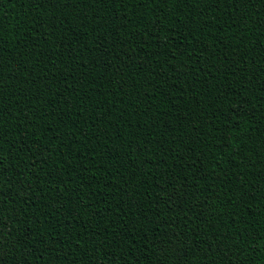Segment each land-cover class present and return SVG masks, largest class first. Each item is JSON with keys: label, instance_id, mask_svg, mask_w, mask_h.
Masks as SVG:
<instances>
[{"label": "trees", "instance_id": "obj_1", "mask_svg": "<svg viewBox=\"0 0 264 264\" xmlns=\"http://www.w3.org/2000/svg\"><path fill=\"white\" fill-rule=\"evenodd\" d=\"M0 264H264V0H0Z\"/></svg>", "mask_w": 264, "mask_h": 264}]
</instances>
